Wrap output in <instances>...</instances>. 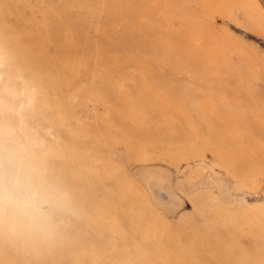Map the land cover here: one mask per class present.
<instances>
[{"label": "rangeland", "instance_id": "obj_1", "mask_svg": "<svg viewBox=\"0 0 264 264\" xmlns=\"http://www.w3.org/2000/svg\"><path fill=\"white\" fill-rule=\"evenodd\" d=\"M185 1L0 0V264H264V0Z\"/></svg>", "mask_w": 264, "mask_h": 264}, {"label": "bare ground", "instance_id": "obj_2", "mask_svg": "<svg viewBox=\"0 0 264 264\" xmlns=\"http://www.w3.org/2000/svg\"><path fill=\"white\" fill-rule=\"evenodd\" d=\"M183 2L185 4L186 1L183 0ZM3 3H4V1H3ZM3 3L1 4V6L3 5ZM1 6H0V30H8L11 33V34H9L10 37H12L16 33H18L16 31V28L19 27L18 24L20 23L19 22L20 19L22 20L21 13L19 12V10L16 7H14L13 9H7V8L5 9V8H3ZM130 7L132 8V4L131 3H130ZM183 14L185 16H188L190 13L188 12V14L187 13H183ZM122 17H123V20L124 19L127 20L128 18H130L129 16H127L125 14H121L119 19H121ZM4 18H9L10 19V23L8 24V23L4 22L3 21ZM191 19H192V15L189 18L184 19V21L185 22H189V20H191ZM140 20H141L142 24H143L144 20H145V22H147V20H150L149 12H148L147 9L144 8L142 10V16H141ZM148 27H150V26H148ZM181 27L182 28L186 27L183 22H182V26ZM19 33H21L24 36H27V38H30L31 43H27V42L22 40V44L21 45H18V44H15V43L13 45V42H12V44L10 45V51H9L11 55H12V52H14V51L17 52L20 49L19 46H25L26 51L29 52L31 54V56H32V58L30 57V59L27 60V62H26V60H24L26 64L33 63V64H36V65L38 64L40 66H46V67L53 65V63L50 62V60L53 59V58L50 57V56H47L44 53L43 48L41 47L42 40H40L39 42L37 41L36 32L35 33L34 32H28V30L21 29L19 31ZM10 37H9V39H11ZM171 38L174 41V38L173 37H171ZM143 46H144L145 49H146V47H148V45H143ZM176 51L177 50H173L172 54H174V53L176 54ZM66 65L70 69L72 68V64L71 63L66 62ZM68 79H70V77H68ZM141 81H142V83L145 82L142 79H141ZM115 101L116 102H111L109 105L114 104V103L115 104L118 103V105L121 108L125 107V103L123 102L122 98H116L115 97ZM132 105H133V107H131L130 110L131 109L132 110L134 109L136 111L142 110V106L140 104L135 103V104H132ZM122 111H123V109H122ZM121 116L122 117L119 118V117L114 115L112 120L109 121V125L110 126H113L115 124V122L119 124L118 128H117V131L118 130L121 131V132L123 131L122 127H125L123 122L131 124V125L135 124V122L132 121V118H130L128 116H125L124 113ZM214 118L217 119L218 118V114L215 115ZM219 125H220V123H219ZM219 125L217 126L218 127L217 130H218V132L222 133V131L220 130ZM181 126H182V124L179 125V127H181ZM131 129H127L128 134H127V136L124 139L125 147H126L127 151H132V150L135 151L137 149L136 146H137L138 140L139 139L140 140H145L143 138H139V136L136 134V132H132ZM177 132L179 133V131H177ZM178 133H176V131H175L173 133V135H170L167 138H165L164 139L165 144H171V143L175 144V143H177V141H179V142L185 141L186 139H185L184 135L181 134V133H183V131L180 130V133L179 134ZM143 135L144 136H148V133L147 134H143ZM213 136H215V135H213ZM218 137H219V135L217 137H211V139H209L211 142H214L213 145H215V146H213V149H217V148L222 146V142L220 141V139H218ZM114 139L115 138H113V140ZM226 140H228V139H226ZM232 142L233 141H231L230 143H232ZM225 148H227L228 150H233V149H236V146L230 144V145H227Z\"/></svg>", "mask_w": 264, "mask_h": 264}]
</instances>
